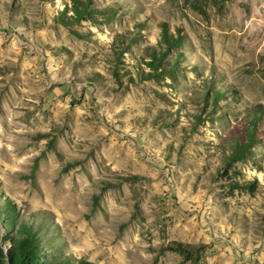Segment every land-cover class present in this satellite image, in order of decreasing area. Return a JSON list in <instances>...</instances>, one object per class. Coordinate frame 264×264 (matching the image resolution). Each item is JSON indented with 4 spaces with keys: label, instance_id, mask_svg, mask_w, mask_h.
I'll list each match as a JSON object with an SVG mask.
<instances>
[{
    "label": "rangeland",
    "instance_id": "374dc122",
    "mask_svg": "<svg viewBox=\"0 0 264 264\" xmlns=\"http://www.w3.org/2000/svg\"><path fill=\"white\" fill-rule=\"evenodd\" d=\"M89 5L0 0V264H264V0Z\"/></svg>",
    "mask_w": 264,
    "mask_h": 264
},
{
    "label": "trees",
    "instance_id": "16d2710c",
    "mask_svg": "<svg viewBox=\"0 0 264 264\" xmlns=\"http://www.w3.org/2000/svg\"><path fill=\"white\" fill-rule=\"evenodd\" d=\"M72 1V10L75 13V19L78 20L84 16H90L92 15V12L94 11V9L92 7H90V2L91 0H71ZM58 20H62L63 17H57ZM163 41L166 44V46L173 48V47H177L181 44V37L177 36L176 38H174L171 35H167L166 31H164L163 33ZM130 41H132L133 39L130 38ZM133 42V41H132ZM153 49V48H150ZM147 54L151 57V59L149 61H147V65L155 70L156 72L158 71L159 68H161V61H162V57H164V55L166 54V51H157L155 49L153 50H148ZM175 62V61H174ZM175 65H169V67L163 68L162 71L168 73V74H173L174 72V67ZM222 94L219 91H213V93L211 94V96L208 98L210 99V102L213 104L216 101H218L221 98ZM207 99V100H208ZM252 133L248 135V140L247 142L243 143H238L235 142L234 145L232 146V156L231 159L232 160H242L248 147L250 146L251 140H252ZM33 245L36 244V239L33 240L32 242ZM21 263V262H20ZM85 264H91L89 262H85Z\"/></svg>",
    "mask_w": 264,
    "mask_h": 264
}]
</instances>
